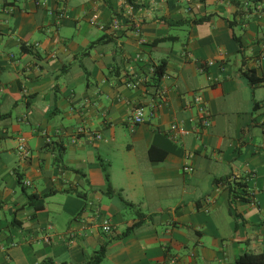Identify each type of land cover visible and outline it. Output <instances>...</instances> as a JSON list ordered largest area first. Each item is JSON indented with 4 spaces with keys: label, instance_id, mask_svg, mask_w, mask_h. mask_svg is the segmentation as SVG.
Listing matches in <instances>:
<instances>
[{
    "label": "crops",
    "instance_id": "1",
    "mask_svg": "<svg viewBox=\"0 0 264 264\" xmlns=\"http://www.w3.org/2000/svg\"><path fill=\"white\" fill-rule=\"evenodd\" d=\"M133 2L0 0V264L264 253V0Z\"/></svg>",
    "mask_w": 264,
    "mask_h": 264
},
{
    "label": "trees",
    "instance_id": "2",
    "mask_svg": "<svg viewBox=\"0 0 264 264\" xmlns=\"http://www.w3.org/2000/svg\"><path fill=\"white\" fill-rule=\"evenodd\" d=\"M129 3L133 6V8H137V5L133 2V0H128ZM209 17H202L200 19L195 20V22H203L205 20H208ZM175 24H181L180 22H176ZM230 25L232 26L233 23L232 21L230 22ZM167 38H160L157 39V42L160 41H164ZM239 40V38H238ZM166 66H167V61L163 60L159 65L156 66V70H155V75L157 77V79H161L165 72H166ZM247 75L250 78V81H255L256 78H254L253 76H251V73H247ZM259 80V79H257ZM102 168H103V172H104V176H105V180H106V193L110 196L113 195V187H112V183H111V179H110V174L108 171V167L102 163ZM237 185H240L239 183ZM233 189V187H232ZM48 195H44L42 196V198H46ZM119 198L125 203L126 206H132V203H129L127 201H125L123 199V197L121 195H119ZM42 207L43 204L37 206V207ZM139 221L135 224H133L132 226L127 227L120 235L119 238H123L129 234H131L138 226H140L142 224V222L144 221V219L148 218L146 217L144 214H140L139 215ZM106 252H107V246H101L93 255V258L91 261L84 263V264H99L100 262H102V260L105 258L106 256ZM237 264H264V253H259V254H254V253H244L242 254L238 259H237Z\"/></svg>",
    "mask_w": 264,
    "mask_h": 264
},
{
    "label": "built area",
    "instance_id": "3",
    "mask_svg": "<svg viewBox=\"0 0 264 264\" xmlns=\"http://www.w3.org/2000/svg\"><path fill=\"white\" fill-rule=\"evenodd\" d=\"M18 1H20V0H18ZM64 15H65V12H64V11H61V12L59 13V16H60V17H63ZM155 70H156V67H152L151 71H152L153 73H155ZM137 84H138V83L133 82V83H129L128 86L136 87ZM201 111H203V108H201ZM145 119H146V115H145V112H144V108H143V107H138V108H136V109H135V113H134V117H133V121H134L135 123L138 124V123H142V122H144ZM203 124L206 125V126L209 125V122L207 121V119H205V120L203 121ZM175 130H176V131H179V132H181V133H187L186 129H185L182 125H179V124H174V125H172L170 131L172 132V131H175ZM79 131H80V132H83L84 130L80 128ZM18 150H19V152H21V154H23V155H26V156L29 155V150L27 149V145H26V138L21 137V138L19 139ZM185 170L188 171V170H191V168H190V167H186ZM103 230H105V231H110V230H111V226H110V224L106 222V223L104 224V226H103Z\"/></svg>",
    "mask_w": 264,
    "mask_h": 264
}]
</instances>
